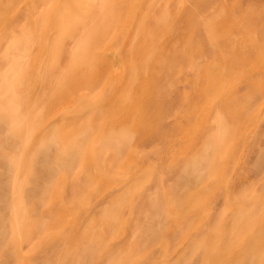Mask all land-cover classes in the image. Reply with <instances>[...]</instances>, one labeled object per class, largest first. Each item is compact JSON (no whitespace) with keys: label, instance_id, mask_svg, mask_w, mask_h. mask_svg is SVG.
Instances as JSON below:
<instances>
[{"label":"rangeland","instance_id":"374dc122","mask_svg":"<svg viewBox=\"0 0 264 264\" xmlns=\"http://www.w3.org/2000/svg\"><path fill=\"white\" fill-rule=\"evenodd\" d=\"M0 126L9 264L236 250L264 226V0H0Z\"/></svg>","mask_w":264,"mask_h":264},{"label":"crops","instance_id":"0c3cea01","mask_svg":"<svg viewBox=\"0 0 264 264\" xmlns=\"http://www.w3.org/2000/svg\"><path fill=\"white\" fill-rule=\"evenodd\" d=\"M0 137H3L6 139V131H2V127L0 126ZM3 134V135H2ZM6 142V140H5ZM2 148H0L1 150ZM4 154L6 153V150H3ZM246 153L242 156V158H245ZM263 155H260V157L257 159V162L255 163L256 169H258L259 164L263 162ZM2 157H0V163L2 165ZM5 161V160H4ZM5 175V174H4ZM5 177H7L5 175ZM235 184L234 178L226 182V187H232ZM210 222H208L207 225H209ZM206 225L205 228H201L200 231L194 233L193 235H190L187 238L186 244H189L193 242L197 235L199 233L203 234L204 231L208 228ZM257 230H255V233L248 235V237L244 236L238 240V243L236 245V250H229L228 253L224 254L223 252L218 253L217 255L214 253L211 257V242H207L195 255H193L191 258L188 259V261L184 264H264V252L261 250L262 243L264 246V240L259 239V234L264 231V226L257 227ZM8 234L2 238L3 243L0 244V264H9V247L7 245L8 243ZM186 239V238H185ZM264 239V238H263ZM31 253L34 252L33 249H31ZM37 255H30V260L22 261L21 263L16 262V264H32L38 262V260H34V256L38 257L39 251L36 252ZM176 256V257H175ZM182 255H171L169 258L164 259L162 261H155L153 263L148 264H179L181 261ZM34 260V261H33ZM212 260V261H211ZM132 264H147V262H134Z\"/></svg>","mask_w":264,"mask_h":264},{"label":"bare ground","instance_id":"6f19581e","mask_svg":"<svg viewBox=\"0 0 264 264\" xmlns=\"http://www.w3.org/2000/svg\"><path fill=\"white\" fill-rule=\"evenodd\" d=\"M128 55V54H127ZM128 57V56H127ZM103 58V57H102ZM96 65V64H95ZM94 75V74H93ZM89 81H93V79L92 80H89ZM98 81V80H97ZM88 81H81V80H68V81H66L65 82V84H66V86L65 87H67V89L64 91V94H65V96H63V100L61 101V100H56L55 98L57 97V95H56V97L55 98H51V100L52 99H55V104L53 105H51L50 107L48 106L47 107V109H50L51 110V107H57V106H61L62 104H66V103H68L69 102V96H70V94L72 93L73 94V92L74 91H76V89H79L82 85H85V84H88L87 83ZM31 91H33V90H31ZM31 91H29L30 93H31ZM55 96V95H54ZM59 97V96H58ZM59 99H61L60 97H59ZM53 102V103H54ZM27 103H29V98L27 99ZM52 103V102H51ZM112 103V102H111ZM115 103H117V102H115ZM28 105V104H27ZM26 105V108L28 107ZM111 106V105H110ZM111 107H113V106H111ZM114 107H115V105H114ZM150 107V106H149ZM49 110V111H50ZM48 111V110H47ZM18 117V116H17ZM19 117H20V115H19ZM111 133V131L109 130L108 131V133H106V135H108V134H110ZM38 136H37V134H32L31 135V137H30V139H29V143L30 144H34L33 142L35 141V139L37 138ZM73 140H76V138L75 139H73ZM104 140V139H103ZM72 142V141H71ZM104 142V141H103ZM1 223H3V224H5V221H4V217H2V216H0V224ZM2 229V228H1Z\"/></svg>","mask_w":264,"mask_h":264}]
</instances>
